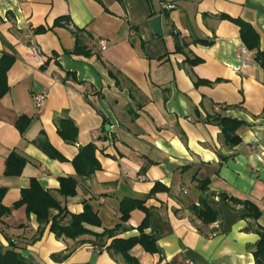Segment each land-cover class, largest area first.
Returning a JSON list of instances; mask_svg holds the SVG:
<instances>
[{"label": "crops", "instance_id": "crops-1", "mask_svg": "<svg viewBox=\"0 0 264 264\" xmlns=\"http://www.w3.org/2000/svg\"><path fill=\"white\" fill-rule=\"evenodd\" d=\"M162 2L176 7L164 10ZM156 15L162 37L149 23ZM220 15L250 23L264 51V0H0V58L15 56L9 89L0 96L2 205L12 207L36 179L70 213L89 204L101 225L88 227L102 233L121 222L124 198H146L153 224L146 231L155 233L160 252L135 245L130 254L139 264H255L260 236L231 198L254 203L264 227V69L245 47L239 26ZM41 27L46 30L35 31ZM75 29L82 30L89 55L71 53ZM195 58L202 61L188 62ZM196 79L210 84L196 85ZM41 91L48 95L37 108L34 96ZM213 114L245 123L239 144L224 142L220 126L207 121ZM21 117L30 119L23 134ZM59 118L73 121L76 143L60 136ZM90 143L101 168L81 177L73 159ZM43 145L65 160L51 157ZM14 150L27 163L21 174L7 175ZM63 177L77 179L74 196L59 192ZM156 183L166 189L147 198ZM204 197L218 212L214 222L192 210ZM145 216L132 210L127 228L99 246L93 234L58 238L50 223L38 237L36 214L20 206L0 215V253L16 250L29 264H123L106 246L139 235Z\"/></svg>", "mask_w": 264, "mask_h": 264}, {"label": "trees", "instance_id": "trees-1", "mask_svg": "<svg viewBox=\"0 0 264 264\" xmlns=\"http://www.w3.org/2000/svg\"><path fill=\"white\" fill-rule=\"evenodd\" d=\"M220 17L222 19H228L239 26L241 39L245 47L248 50L255 52V61L264 69V51L261 50L260 36L256 29L250 23L240 18H233L228 15H220ZM45 30V27H41L37 28L35 31L42 32ZM75 31L78 36L77 44L71 53L89 55V51L83 45L82 30L75 29ZM201 42L205 44L210 43L204 40H201ZM183 47L184 46L180 43L179 36H176V51L182 52ZM14 61L15 56L7 53H4L0 58V96H3L9 89L7 84V71ZM201 61L200 58L188 59L190 64H199ZM200 83L210 84L208 81L200 79L195 80L196 85H199ZM207 121L220 126L222 138L227 145L235 146L241 142L238 130L245 124L243 121L222 116L220 114L208 115ZM29 123L30 119L28 117H21L17 121V127L22 134ZM56 123L60 136L69 143H76L77 127L73 121L69 118H59L56 120ZM43 147L51 157L65 160L61 153L51 145H43ZM95 152L96 146L94 143L80 147L79 153L73 159V164L79 176H91L95 171L101 168ZM26 163L27 158L14 150L7 158L5 173L7 175H19ZM77 184L78 182L75 177H63L60 179L59 192L65 197L74 196L76 194ZM200 188L203 189V185H201ZM164 189H166L165 186L156 183L146 197L148 198L156 192ZM5 193L6 188L0 187V215L10 213L13 208L25 206L27 213L36 214L40 223L41 227L38 230V237L41 236L44 227L50 223V230L55 233L58 238L68 237L75 239L84 234H93L96 238L93 243L99 246H104L100 244L102 241L115 237L119 231H123L127 228L125 223L129 220L132 210L141 209L145 212L146 216L137 228L139 235L130 238H114L112 242L106 246V249L113 257H120L119 261L123 264H139L138 260L130 254V250L137 244L142 245L147 252L152 254L160 252L155 233H148L146 231L153 227L151 222V209L145 205L146 198H124L120 204L121 222L111 229H105L102 233H95L91 231L88 226H100L101 220L89 204H85L84 211L80 214L70 213L68 209L51 194V192L44 190L36 179H32L30 186L22 190L21 199L12 207H5L2 205L1 202ZM231 199L243 205L246 210L244 217L253 219L254 223L252 228L260 236L253 252L255 264H264V227L257 222L261 216V210L250 201H241L235 198ZM52 210H57V214H52ZM192 210L206 223L214 222L218 218L217 210L212 207L205 197L201 198L199 205L193 206ZM68 217L69 221L65 223L64 220ZM0 264L29 263L18 251L10 249L4 253H0Z\"/></svg>", "mask_w": 264, "mask_h": 264}, {"label": "built area", "instance_id": "built-area-1", "mask_svg": "<svg viewBox=\"0 0 264 264\" xmlns=\"http://www.w3.org/2000/svg\"><path fill=\"white\" fill-rule=\"evenodd\" d=\"M176 7L175 3L173 2H162V9L164 10H171L174 9ZM68 26L73 27L71 23H68ZM102 45L105 46L106 42L105 41H101ZM31 51L33 52L34 57L37 60H41V50L39 47L33 45L31 47ZM243 53L246 52L245 49L242 50ZM47 91H41L35 94L34 99H35V104L37 108H41L44 106L46 98H47ZM141 179L144 178L143 175L140 176ZM188 264H193L192 262H189Z\"/></svg>", "mask_w": 264, "mask_h": 264}, {"label": "water", "instance_id": "water-1", "mask_svg": "<svg viewBox=\"0 0 264 264\" xmlns=\"http://www.w3.org/2000/svg\"><path fill=\"white\" fill-rule=\"evenodd\" d=\"M150 25L152 26L153 30L155 31V33L157 35H159L160 37L163 36V26H162V17L161 15H156L154 17H152L149 20ZM108 128V126H107Z\"/></svg>", "mask_w": 264, "mask_h": 264}]
</instances>
